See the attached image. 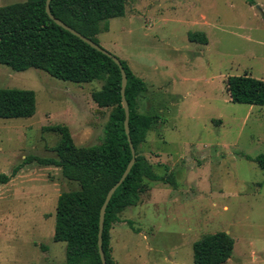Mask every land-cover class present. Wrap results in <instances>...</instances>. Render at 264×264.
Wrapping results in <instances>:
<instances>
[{"label": "rangeland", "instance_id": "obj_1", "mask_svg": "<svg viewBox=\"0 0 264 264\" xmlns=\"http://www.w3.org/2000/svg\"><path fill=\"white\" fill-rule=\"evenodd\" d=\"M25 0H0V6ZM125 0V14L110 19L99 45L126 62L145 83L140 113L158 116L139 154L168 183L155 187L139 217L115 228L113 264H193L192 245L218 231L234 239L224 264H264V106L234 103L227 76L264 77V0ZM203 32L207 43L190 41ZM103 81L76 84L29 68L0 64V88L33 90L29 118H0V264H54L65 260L53 240L61 192L78 189L56 159L65 125L77 146L102 142L111 108H97L85 92ZM82 87V88H81ZM86 97V98H84ZM151 189V187H150Z\"/></svg>", "mask_w": 264, "mask_h": 264}, {"label": "trees", "instance_id": "obj_2", "mask_svg": "<svg viewBox=\"0 0 264 264\" xmlns=\"http://www.w3.org/2000/svg\"><path fill=\"white\" fill-rule=\"evenodd\" d=\"M50 11L98 43L97 35L108 30L109 19L125 14V0H51ZM188 38L207 43L203 32L191 33ZM120 61L127 78L125 99L129 106V137L135 149V162L105 209L102 249L106 264H113L110 230L120 221L119 214L139 202L140 195L149 188L146 180L169 182L168 176L154 173L152 165L139 154V146L158 116L137 111V99L144 92L145 83L125 61ZM0 64L14 71L39 69L76 84L103 81L99 89L91 91V99L97 107L111 108L102 142L77 146L67 126L45 127L44 130L59 135L53 148L57 157L37 159L59 167L64 178L78 185L76 190L61 192L56 202L53 240L66 244L64 264H102L97 243L100 207L107 191L118 181L131 159L124 129L119 67L111 58L50 19L45 11V0L0 6ZM225 84L231 102L264 106V77L227 76ZM35 111L33 90L0 88V118H29ZM255 161L264 168V154L258 155ZM19 168L17 166L10 174L0 173V184L7 183ZM233 248L234 239L228 233L206 234L192 245L193 264H224Z\"/></svg>", "mask_w": 264, "mask_h": 264}, {"label": "water", "instance_id": "obj_3", "mask_svg": "<svg viewBox=\"0 0 264 264\" xmlns=\"http://www.w3.org/2000/svg\"><path fill=\"white\" fill-rule=\"evenodd\" d=\"M50 1L51 0H45V11L48 14L49 18L52 19L57 25H59L63 29H65V30L69 31L71 34L77 36L79 39H81L83 42L88 44L90 47L94 48L95 50H97V51L103 53L104 55L108 56L109 58H111L115 62V64L119 67V70L121 73L120 94H121L122 107H123L124 113H125L124 129H125V133L127 135V139H128L130 150H131V159L129 160L124 172L121 175V177L107 191L105 198H104V201H103V203L100 207V211H99V230H98V240H97L98 251H99L101 263L106 264L105 254H104V251L102 249V230H103L105 209H106V206H107L112 194L114 193L116 188L122 183V181L125 179V177L129 173L131 167L133 166V164L135 162V149H134L133 144L131 142V139L129 137V126H128L129 106H128V103L125 99V87H126V83H127V78H126L125 70L121 64L120 59L118 57H116L115 55L111 54L109 51L102 48L98 43H96L93 40H91L90 38L82 35L78 31L73 29L72 27L65 24L63 21L56 18L50 11Z\"/></svg>", "mask_w": 264, "mask_h": 264}, {"label": "crops", "instance_id": "obj_4", "mask_svg": "<svg viewBox=\"0 0 264 264\" xmlns=\"http://www.w3.org/2000/svg\"><path fill=\"white\" fill-rule=\"evenodd\" d=\"M112 19V18H111ZM110 20V19H109ZM110 26L108 28L107 31H103V32H108L110 30ZM101 33V32H100ZM99 33V34H100ZM92 83V82H91ZM84 84H90V83H84ZM82 88V87H81ZM86 95H87V100L88 102H92V99H91V92H85ZM94 106L97 107V105L94 103ZM99 108V107H97ZM151 187V189H150ZM145 192H143L141 195H140V200L139 202L136 204V205H133V206H128L126 207L120 214H119V218H120V221L119 222H116L113 227L111 228L110 230V246H111V256H112V259L114 261V256H113V245H112V242H113V234H114V231H115V228L117 226H120V225H127L126 223V220H127V217L130 218V217H139V213H140V210L142 208V206L145 204V203H148L150 201V196H151V193L150 191H153V188L155 187V184L150 186ZM128 226V225H127ZM65 243V242H64ZM48 248L45 249V251L43 252V256H42V259L44 258H47L45 261H44V264H54L53 262L55 261V257L56 255H50V253H48ZM65 260L63 262H61L60 264H64Z\"/></svg>", "mask_w": 264, "mask_h": 264}]
</instances>
